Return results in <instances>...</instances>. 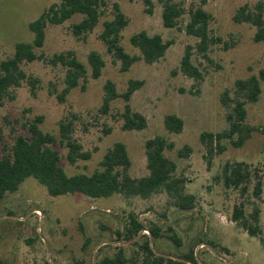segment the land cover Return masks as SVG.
Instances as JSON below:
<instances>
[{
	"label": "rangeland",
	"instance_id": "rangeland-1",
	"mask_svg": "<svg viewBox=\"0 0 264 264\" xmlns=\"http://www.w3.org/2000/svg\"><path fill=\"white\" fill-rule=\"evenodd\" d=\"M60 1L0 0V64L13 57L18 43L33 42L30 23ZM168 1L183 10L178 25L172 29L163 23V9ZM106 2L93 31L79 38L74 36L73 26L83 19L76 15L62 25H50L44 47L36 49L37 55L47 59L73 52L87 68V79L64 101L60 96L66 88L65 68L45 60L21 65L26 79L19 87L11 88L0 104V160L12 154L17 138L31 137L30 127L41 118L38 128L56 139L51 147L59 152L60 166L68 176H91L101 170L107 152L122 143L131 160L129 176L141 179L149 175L145 144L161 136L173 144L165 156L177 165L175 176L186 181L185 193L195 196V206L188 211L177 208L175 201L163 192L148 199L119 194L91 199L81 193L51 197L37 180L28 178L17 192L0 199V262L97 264L105 257H114L120 247L130 258L149 242L156 255L195 259V263L187 261L191 264H264V82L258 102L246 105V124L254 132L242 147L225 139L221 143L224 151L210 158L201 142L204 133L218 134L228 129L221 96L228 92L235 98L237 81L259 77L264 70V43L254 41L257 28L234 22V16L244 6L256 12L261 8L264 13V0H152L151 14L144 0ZM115 5L128 20L120 41L125 51L141 58L130 39L146 32L171 43L162 59L154 64L140 59L128 71H122V63L101 40L104 23L114 19ZM197 9L210 14V36L221 40L211 45L207 53H201L200 40L186 32L189 13ZM188 48L192 64L200 73L197 79L181 71ZM92 52L100 54L105 62L98 79L92 78L88 62ZM130 81L143 82V86L126 102L123 96ZM108 82L115 85L119 97L104 113ZM127 106L145 117L146 129H124ZM168 115L183 120L180 134L165 128ZM62 123L71 125L70 137L82 153L90 154L88 160L78 159L75 164L68 161L69 149L61 143ZM227 163H245L252 170H259V199L253 197L254 182L245 196L240 190L225 188L220 178ZM241 203L253 227L256 225L251 215L255 207L260 209L257 237H251L232 221L234 209ZM132 220L142 224L144 230L127 240L124 234ZM153 229L160 232L157 239L150 234Z\"/></svg>",
	"mask_w": 264,
	"mask_h": 264
},
{
	"label": "trees",
	"instance_id": "trees-1",
	"mask_svg": "<svg viewBox=\"0 0 264 264\" xmlns=\"http://www.w3.org/2000/svg\"><path fill=\"white\" fill-rule=\"evenodd\" d=\"M148 7V13L153 12L152 0H144ZM107 6L106 0H61L52 4L35 21L30 23L29 29L34 35L32 43H18L11 59L0 64V104L7 98L11 88H17L26 79L21 65L24 62L33 63L37 60L49 61L53 66H62L67 70L65 84L66 88L60 100L64 101L66 95L77 88L88 76L87 68L82 64L73 52L54 55L47 59L44 55H37L36 49H42L46 41V30L52 26H59L71 20L76 15L83 16L80 23L73 26V34L81 37L83 34L94 30L103 15L102 9ZM114 19L104 23L101 40L107 50L122 63V71H128L133 64L143 59L147 64H154L165 56L171 43H164L159 35L153 37L146 32L135 34L131 37V45L138 49L142 57L129 55L120 44L121 33L128 26V20L118 5L114 6ZM183 10L177 5L168 1L163 9V23L168 29L175 28L178 19L182 16ZM190 21L186 27L188 35L200 40L198 49L201 53H207L211 45L221 42L210 36L209 24L211 16L203 9H197L189 13ZM237 24L247 23L257 28L254 37L256 43H264V13L261 8L258 12L252 11L248 6L242 7L234 16ZM188 48L181 62V71L192 79L200 77V73L191 61V52ZM91 67L92 78L98 79L102 74L105 62L97 52H92L88 58ZM264 82V70L260 71L259 77H251L247 80L236 82L235 98H231L228 92L221 96V103L226 110V121L228 129L222 133H204L201 135V142L205 145L208 157L215 153H222L223 140L232 141L235 147H242L252 136L254 129L246 124L248 103H257L262 93L261 82ZM143 86V82L130 81L128 90L123 98L128 102L131 96ZM106 96L103 104V112L107 113L112 101L119 95L112 82L105 87ZM124 129L127 131H142L147 127V121L139 113H134L129 106L124 113ZM42 119L38 118L36 124L30 127L31 137L17 138L12 154L0 160V199L7 193H15L28 178H34L44 186L51 197H60L81 193L91 199L109 198L115 194L126 198L141 197L148 199L159 193H166L175 201V206L182 210H192L196 203L193 195L185 193L186 181L176 177L177 165L165 156L166 150H171L173 144L168 143L164 137L157 136L148 140L145 144L147 156V168L149 175L141 179H134L129 176L131 167L127 148L122 143H116L104 157L101 163V170L91 176L75 175L68 176L60 166L59 152L52 149L56 139L48 134L42 133L38 124ZM165 128L170 133L180 134L184 129V122L175 115H168L164 121ZM70 124L62 123L61 143H65L69 149L68 161L75 164L78 159L88 160L90 154L82 153L80 147L70 137ZM236 138V140H234ZM190 152V148H186ZM221 181L226 189L240 190L246 195L250 185L254 182L253 197L259 199L262 194V181L259 170H252L248 164L227 163L222 172ZM252 226L245 214V205L241 203L236 206L232 221L244 230L251 237H257L260 222V209L254 208L251 215ZM144 230V226L132 220L127 227L124 236L132 240ZM159 230H150L153 238L159 237ZM185 261H192L193 258H185ZM0 264H5L0 262ZM97 264H187L185 262L168 259L156 255L149 242L140 247L130 258L126 256L123 248H117L114 257H105Z\"/></svg>",
	"mask_w": 264,
	"mask_h": 264
},
{
	"label": "water",
	"instance_id": "water-1",
	"mask_svg": "<svg viewBox=\"0 0 264 264\" xmlns=\"http://www.w3.org/2000/svg\"><path fill=\"white\" fill-rule=\"evenodd\" d=\"M170 259H173V260H176V261H181V262H185V263H187V264H191V263H189V262H187V261H185V260H183V259H178V258H170Z\"/></svg>",
	"mask_w": 264,
	"mask_h": 264
}]
</instances>
